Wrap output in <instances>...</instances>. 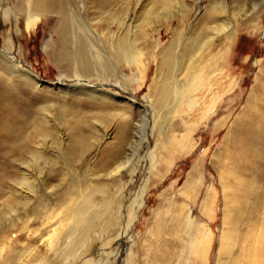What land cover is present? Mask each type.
Wrapping results in <instances>:
<instances>
[{
  "label": "rangeland",
  "instance_id": "1",
  "mask_svg": "<svg viewBox=\"0 0 264 264\" xmlns=\"http://www.w3.org/2000/svg\"><path fill=\"white\" fill-rule=\"evenodd\" d=\"M90 1L70 0V3L75 13L80 12L78 20L81 27L89 34L93 28L91 37L102 43L110 57L100 67L93 65L92 69L76 71L71 62L60 60L61 56L56 54L65 42L60 16L42 13L38 22L29 23L26 10L21 8V0H0V49H7L8 45L14 44L13 55L24 68L33 71L39 78V84L33 91L39 96V104L34 102V107L43 105L46 109L51 108L46 112L53 120L51 125L65 128L68 134V126H73L71 132L79 128L75 133L84 142L79 154L67 148L60 154L52 144L53 141L57 142L59 133L50 130L53 137L48 139L50 147L47 151L50 160L55 161L56 156L58 157L57 164L53 166L56 171L39 174L32 168L36 174L32 176L37 186L36 192L48 199L55 219L51 220L48 216L27 218L19 209L16 223L12 226V222L7 220L9 186L5 185L7 188L4 187L0 193V217L6 221L4 229L0 228V238L4 244L1 247H12L25 253L17 264H48L56 252L61 250L65 240L63 235L60 236L56 224L59 221L57 208L61 186H67L72 179L78 182H87L85 179H88L93 185L106 183L109 171H102L103 160L120 142L123 126L129 124L130 141L136 140L139 132L145 130L147 142L143 141L134 163L121 172L118 180L112 178L108 181L112 186L106 194L99 196L98 202L110 200V206L92 233L99 234L100 244L108 239L104 230L105 224L109 222L108 217L117 233L122 230V222L129 223L126 235L114 240L108 252L112 264L135 255L138 258L134 264H139L143 260L139 253L145 241L152 243L155 239L157 214L167 209L168 204L175 202V211L184 210L183 215L195 217L213 232L214 240L206 264H216L218 257L215 253L224 214V190L220 173L225 160L224 151L230 144L227 136L233 121L245 105L243 97L249 95L256 75L264 67V0H223L225 12L217 15L215 23L211 24L206 20L212 7L211 0H170L166 5L156 3V0H128L111 9L112 18L123 14L126 22L124 29H120L115 23L109 29L110 20L108 22L105 16L94 15L93 9L89 8ZM167 16L174 18L165 21ZM223 25L226 31L215 38V43L198 60L194 69L184 73L183 66L187 62L190 39L204 40L209 36L210 29ZM230 29H233L231 38L227 32ZM121 33L125 49L129 51L130 47H135L142 54L140 66L127 64L122 54H116L118 35ZM176 39L181 43L177 79L187 80L192 70L205 66L210 56L218 55L221 61L219 74L224 75L225 79H238L240 83L232 94L225 97L224 103L218 108L219 112L212 116L208 125H199L193 135L194 146L184 153L177 152L170 158V139L186 133L185 121L178 114L168 116L170 109L160 107L157 99L163 85L155 82V77L160 54ZM104 56L107 57L105 54ZM206 67L209 70L212 66ZM71 85L90 87L87 92L94 97L90 98L87 92L80 95L82 92L60 87ZM101 90L110 95L104 102ZM66 94L68 96L64 98ZM27 99V96L21 95L16 102L25 106ZM233 99H241V102L234 105L232 120L217 133H213L214 123L228 115L229 103ZM172 105L168 101V107ZM144 110L147 125L144 124L145 118L140 116V111ZM58 113H62V118ZM65 142L70 145V138L66 137ZM126 150L129 148L126 147ZM200 159L201 166L196 170ZM19 170L14 165V171L19 173ZM190 178L198 186L187 192L186 184ZM41 182L46 183V190H43ZM260 183L264 193V179ZM196 188H201L202 191L197 196L198 202L195 200L194 203L191 198L196 193ZM203 194H213V210L206 218L201 217L198 210ZM258 213L257 219H264V212L261 210ZM28 254L29 257L26 256ZM100 254V250L97 251L95 258Z\"/></svg>",
  "mask_w": 264,
  "mask_h": 264
},
{
  "label": "bare ground",
  "instance_id": "2",
  "mask_svg": "<svg viewBox=\"0 0 264 264\" xmlns=\"http://www.w3.org/2000/svg\"><path fill=\"white\" fill-rule=\"evenodd\" d=\"M126 1L128 0H91L89 8L93 9L94 15L105 16L108 22L110 20L109 29L113 23L124 29L126 22L123 14L118 18H112L111 9ZM169 1L155 2L166 5ZM211 3V11L206 15L207 23L210 24L215 23L217 15L226 10L223 0H211ZM20 5L26 10L29 23L38 22L42 13L60 16L65 42L56 54L61 56L60 60L71 62L76 71L92 69L93 65L100 67L99 65L102 66L104 60L110 57L103 49L102 43L91 37L93 28L90 29L89 34L81 27L82 24L78 20L80 12L75 13L70 0H21ZM173 18L174 16H167L164 20ZM225 31L224 25L217 26L210 29L209 36L204 40L190 39L187 62L183 66L184 73L194 69L198 60L215 43V38ZM227 32L231 38L233 29ZM122 33L118 35L116 54H122L127 64L140 66L142 54L135 47H130L129 51L125 49ZM13 45H8L7 49H0V193L5 185L9 186L6 200L9 212H6L9 213L7 220L12 222V226L16 223L19 209L27 218L48 216L52 220L56 217L48 199L36 192L37 186L32 177L36 175L35 173L43 174L55 170L53 166L57 164L58 157L56 156L55 161L50 160L47 151L50 147L48 139L53 137L50 130L59 133L57 142L53 141L52 144L60 154L66 148L79 154L84 143L75 133L76 129L71 132L73 126H68V131L70 130L68 134L65 128L59 126L55 128L51 125L53 120L46 114L51 108L46 109L43 105L39 108L34 107V102L39 104V96L33 91L40 80L33 71L19 63L13 55ZM180 48L181 43L176 39L171 46L163 50L155 77V82H161L163 85L157 99L160 107L170 109L168 116L178 114L185 121L186 133L181 137L175 136L170 139L169 143L172 147V150H168L170 158L175 153H184L194 146L193 135L199 125L202 127L208 125L212 116L219 112L218 108L224 103L225 97L232 94L240 83L238 79H225L224 75L219 74L218 67L221 61L218 55L210 56L205 66L189 72L187 80L177 79L176 75L180 70ZM206 66L212 67L208 70ZM158 86L159 84L157 88ZM60 87L73 92H82L79 93L80 95H84L83 92L90 89L86 85ZM101 91L104 102V99L106 100L110 95L106 91ZM86 94L90 98L94 97L88 92ZM21 95L28 98L25 106L16 102ZM67 96L68 94L63 97L67 98ZM243 100L245 105L233 121L232 129L227 136L230 144L224 151L225 160L220 173V182L224 190V214L215 253L218 257L216 264H264V219L259 220V217L257 219L258 212L261 210L264 212V193L260 186V182L264 179V67L256 75L251 92L246 98L243 97ZM168 101L173 104L170 108ZM239 102L241 99L231 100L227 110L228 115L214 123L213 133H217L228 124L232 118V109ZM58 114L62 118V113ZM63 114L66 116V111ZM140 116L145 118L144 124L147 125L145 110L140 111ZM129 129V124L123 126L120 142L103 160L102 171H109L106 183L93 185L88 179H85L87 182L72 179L67 186H61L57 208L59 221L56 224L60 236L63 235L65 240L61 250L56 252L48 264H112L108 248L114 240L126 235L129 223L122 222V230L117 233L108 217L109 222L104 226L108 239L100 244L99 234L92 232L97 227V223L105 217L110 206V200L98 202L101 195L106 194L108 188L112 186L108 181L112 178L118 180L117 177L121 172L134 163L143 141L147 142L145 130L139 132L136 140L130 141ZM66 137L70 138V145L66 144ZM126 147L129 150H126ZM14 165L20 169L19 173L14 171ZM200 166L201 159L197 163L196 170H199ZM32 168L35 169V173ZM41 183L43 190H46V183ZM186 185L187 192L198 186L193 178L188 179ZM196 190L191 198L194 203L199 192L202 191L201 188ZM212 195L203 194L200 201L198 210L203 218L209 217L212 213ZM176 209L177 205L172 202L168 204L167 209L157 214L158 227L155 231V239L152 243L145 241L139 253L143 260L139 264H206L214 240L213 232L204 223L194 219L195 217L183 215L184 210L178 212L175 211ZM1 217L0 228L4 229L6 221ZM1 245H4L2 238H0V264H17L19 258L25 254L12 247L4 249ZM99 250L101 254L95 258ZM26 256L29 257L30 254ZM137 256H128L118 264H134Z\"/></svg>",
  "mask_w": 264,
  "mask_h": 264
}]
</instances>
